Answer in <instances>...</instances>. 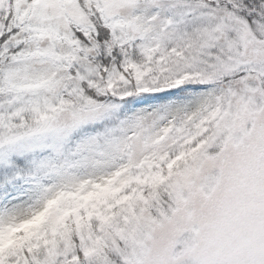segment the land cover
I'll use <instances>...</instances> for the list:
<instances>
[{
  "label": "snow or ice",
  "instance_id": "obj_1",
  "mask_svg": "<svg viewBox=\"0 0 264 264\" xmlns=\"http://www.w3.org/2000/svg\"><path fill=\"white\" fill-rule=\"evenodd\" d=\"M0 264H264V0H0Z\"/></svg>",
  "mask_w": 264,
  "mask_h": 264
}]
</instances>
